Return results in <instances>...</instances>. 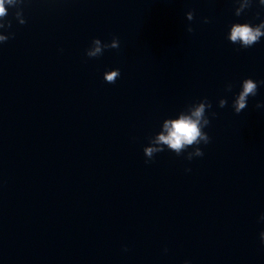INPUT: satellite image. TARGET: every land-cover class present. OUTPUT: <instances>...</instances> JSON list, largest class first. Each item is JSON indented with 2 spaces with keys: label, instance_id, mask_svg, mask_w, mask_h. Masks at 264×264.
I'll return each instance as SVG.
<instances>
[{
  "label": "water",
  "instance_id": "water-1",
  "mask_svg": "<svg viewBox=\"0 0 264 264\" xmlns=\"http://www.w3.org/2000/svg\"><path fill=\"white\" fill-rule=\"evenodd\" d=\"M237 6L6 5L12 26L0 36L14 37L0 43V264H264V107H255L264 85L240 114L232 108L243 79L264 80V37L247 49L226 38L233 23L258 24L264 7L253 0L237 17ZM113 36L119 49L85 55L93 38ZM115 68L120 78L106 83ZM205 97L204 155L189 161L193 148L177 156L164 146L145 163L165 120Z\"/></svg>",
  "mask_w": 264,
  "mask_h": 264
},
{
  "label": "clouds",
  "instance_id": "clouds-1",
  "mask_svg": "<svg viewBox=\"0 0 264 264\" xmlns=\"http://www.w3.org/2000/svg\"><path fill=\"white\" fill-rule=\"evenodd\" d=\"M253 0H234V3L238 5L235 7L234 14L239 17L246 9L251 8ZM259 5L264 7V0H258ZM16 0H0V28H11L12 22L8 19V10L6 5H14ZM23 3V0H20ZM259 17V13L256 14ZM15 17H21L22 12L14 14ZM186 18L189 21L194 19V12L188 11ZM205 23L208 22L205 18ZM26 23L25 19H20L19 24ZM188 32H193L194 29L191 26L187 28ZM10 37H14V33H9L8 36H0V43L7 42ZM264 37V19H261L258 24H252L251 22L245 23H233L230 27V32L227 34V39L233 43L240 45L241 48H251L254 44L260 42ZM119 38L113 36L111 42L102 43L99 38H93L91 45L85 50V55L88 58H97L103 55L106 49H119ZM110 73V74H107ZM121 76L119 68L108 70L104 73L103 79L106 83L115 84L117 79ZM264 85V80L256 81L252 78H245L241 82V90L235 96L232 102V108L236 114H240L248 106V98L255 97L257 95L258 87ZM232 84L226 85V91L232 90ZM227 105V100L221 98L218 102L220 108H224ZM256 108L264 107V102H257ZM188 113L181 112L176 119H167L163 124V132L156 135L154 138H149V144L154 146L144 147L143 152L145 157V163H149L154 159L155 154L163 152L167 149L174 152L177 156H181L187 152L188 148H193V151L187 152L186 159L191 161L194 157H202L204 155L203 150L199 147L201 143L207 145L211 141V137L204 131L211 123L208 117V110L212 108V103L207 97L188 105ZM216 112H211V116L215 117ZM190 171V169H186ZM261 220H264V215L261 216ZM260 242L264 245V230L259 233ZM127 251V247L124 248ZM167 251V249H165ZM184 264H190V261L185 260Z\"/></svg>",
  "mask_w": 264,
  "mask_h": 264
}]
</instances>
